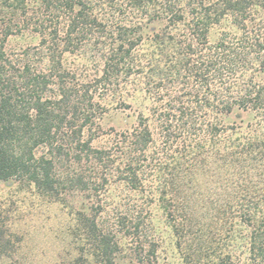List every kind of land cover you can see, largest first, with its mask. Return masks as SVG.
<instances>
[{
	"label": "trees",
	"instance_id": "trees-1",
	"mask_svg": "<svg viewBox=\"0 0 264 264\" xmlns=\"http://www.w3.org/2000/svg\"><path fill=\"white\" fill-rule=\"evenodd\" d=\"M115 102L135 123L102 142ZM0 182L86 202L61 264H154L155 201L193 264H264V0H0ZM14 224L0 203V264H26Z\"/></svg>",
	"mask_w": 264,
	"mask_h": 264
},
{
	"label": "rangeland",
	"instance_id": "rangeland-1",
	"mask_svg": "<svg viewBox=\"0 0 264 264\" xmlns=\"http://www.w3.org/2000/svg\"><path fill=\"white\" fill-rule=\"evenodd\" d=\"M227 24L215 27L210 35L211 41L216 40L221 32L227 28ZM38 43V38L31 34H24L11 37L7 42V50L12 54H19L24 49ZM71 66L78 64V57L68 59ZM93 67H87V73L92 74ZM109 110L105 113L102 124V142H105L111 134L126 130L135 123V108L124 107L117 102L108 104ZM253 121V117L247 113L233 114L226 118L228 124L243 123L246 125ZM203 176L199 188L203 196L210 199L209 192L217 187V176ZM217 191H221L217 188ZM195 201L199 217L211 212L212 205L209 202ZM209 201V200H208ZM0 203L10 210L14 219V230L24 236L23 256L26 264H61L69 259L70 254H77L76 245H71L73 236L70 226L73 225L74 212L79 210L83 204L81 199H68L66 202H54L35 189L20 186L14 182H0ZM194 204V203H193ZM89 205V204H88ZM149 222L148 236L150 241L156 245V258L154 264H193L188 260L187 246L194 242L179 237L174 231L165 211L159 202L155 201L148 208L146 216ZM203 224L195 226V230L202 229L206 233L209 227V220L204 219ZM188 241V242H187ZM228 242V241H227ZM75 247V248H74ZM138 264V263H137Z\"/></svg>",
	"mask_w": 264,
	"mask_h": 264
}]
</instances>
